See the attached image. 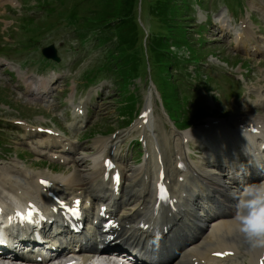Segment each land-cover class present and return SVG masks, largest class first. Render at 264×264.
Wrapping results in <instances>:
<instances>
[{
    "label": "rangeland",
    "instance_id": "374dc122",
    "mask_svg": "<svg viewBox=\"0 0 264 264\" xmlns=\"http://www.w3.org/2000/svg\"><path fill=\"white\" fill-rule=\"evenodd\" d=\"M121 3L0 0L1 167L19 160L33 172H72L28 147L32 134L45 138L39 129L49 128L80 156H93L97 140L127 135L118 156L127 169L138 168L147 157L143 144L153 139L148 129L130 131L148 98L168 137L209 121L264 116V0H179L169 24L152 17L155 0H137L127 21L135 44L126 48L114 31L121 21L106 26ZM245 33L251 42L243 48ZM158 38L166 42L162 63L147 43ZM50 46L58 63L42 54ZM191 149L196 162L203 157Z\"/></svg>",
    "mask_w": 264,
    "mask_h": 264
},
{
    "label": "bare ground",
    "instance_id": "6f19581e",
    "mask_svg": "<svg viewBox=\"0 0 264 264\" xmlns=\"http://www.w3.org/2000/svg\"><path fill=\"white\" fill-rule=\"evenodd\" d=\"M152 101L147 99L141 117L130 131L137 132L140 127L148 129L153 139L145 144L147 157L143 165L135 169L122 165L117 151L127 135L112 141L97 140L93 156L84 153L80 156L74 144L53 136L37 140L38 134H32L36 140L30 141L29 147L39 156L64 161L74 170L67 175L55 174L51 170L33 172L19 160L0 166V208L9 214L15 208L30 205L44 214L47 206L57 207L48 197V192H52L61 200L85 204L90 209L87 212L83 206L82 209L89 215L95 214L97 220L104 222L101 214L114 216L126 236H142L151 229H166L164 240H161L163 245L154 261L163 264H240L243 260L248 264L264 263V249H251L233 222L236 203L233 196L237 187H231L228 181L243 168V165L237 168L236 160L240 157H246L245 163L264 161V116L233 118L228 122L209 121L207 126L198 130L187 134L171 133L173 136L168 137L167 132L158 128ZM242 136L248 139L243 142L246 154L234 150H241L237 140ZM191 144L204 152L197 162L190 156ZM257 155L260 158L253 160ZM97 158L101 163L96 161ZM107 158L115 161L114 172L109 178L105 176L108 170L104 167ZM87 161L91 165L82 169ZM115 172L122 174L119 196L112 193ZM162 172L165 174L162 184L168 187L172 197L167 205L157 208L156 188ZM42 181L50 185L49 190L43 189ZM258 181L256 175H252L246 183ZM103 206L107 207V212H103ZM57 218L55 214L50 217ZM56 237L64 239L65 235L47 230V238L53 240ZM92 237L95 241L91 240V246L96 249L101 239L96 232ZM216 253H221L224 260L215 257ZM160 254L166 258H158ZM79 255L83 256L84 264H92L86 253Z\"/></svg>",
    "mask_w": 264,
    "mask_h": 264
},
{
    "label": "clouds",
    "instance_id": "9594fccd",
    "mask_svg": "<svg viewBox=\"0 0 264 264\" xmlns=\"http://www.w3.org/2000/svg\"><path fill=\"white\" fill-rule=\"evenodd\" d=\"M233 199V222L251 249H264V180L245 184Z\"/></svg>",
    "mask_w": 264,
    "mask_h": 264
},
{
    "label": "trees",
    "instance_id": "16d2710c",
    "mask_svg": "<svg viewBox=\"0 0 264 264\" xmlns=\"http://www.w3.org/2000/svg\"><path fill=\"white\" fill-rule=\"evenodd\" d=\"M177 1L179 0H155L157 9L153 10L152 17L154 20L164 23V19L168 21V24L172 21H177L175 18H173L174 13L176 12L175 6ZM137 2V0H122L121 7L117 10V14L108 19L106 26H112L113 24H116V22L121 21V25L117 26L114 31L115 34L118 35L120 42L119 45L123 48L130 46H134L135 44V37L129 34V21L130 17L133 16L134 11V5ZM171 12L173 14H171ZM135 26V25H134ZM135 29V27H134ZM134 36L138 37V34L134 32ZM140 31H143V29L139 26ZM150 44V50L153 55H155L156 58L160 60V62H163V59L158 55L159 53L164 52V47L166 46V42L163 41V39L158 38L153 40V42L150 43V40L147 42ZM124 58V56H122Z\"/></svg>",
    "mask_w": 264,
    "mask_h": 264
},
{
    "label": "water",
    "instance_id": "95a60500",
    "mask_svg": "<svg viewBox=\"0 0 264 264\" xmlns=\"http://www.w3.org/2000/svg\"><path fill=\"white\" fill-rule=\"evenodd\" d=\"M42 53L47 59H53L56 62L60 61V59L57 56V51L54 46L45 48Z\"/></svg>",
    "mask_w": 264,
    "mask_h": 264
},
{
    "label": "snow or ice",
    "instance_id": "6c2138e0",
    "mask_svg": "<svg viewBox=\"0 0 264 264\" xmlns=\"http://www.w3.org/2000/svg\"><path fill=\"white\" fill-rule=\"evenodd\" d=\"M109 166H111V164L109 163ZM119 179V177L117 176V180ZM42 183H44L43 181H42ZM79 201H76V204L77 205H79ZM77 212H78V210H77ZM20 215H23L22 213H19ZM26 219H28V220H31V215H29V216H27V217H25ZM0 243H2V241H0ZM217 255H219V253H217Z\"/></svg>",
    "mask_w": 264,
    "mask_h": 264
}]
</instances>
